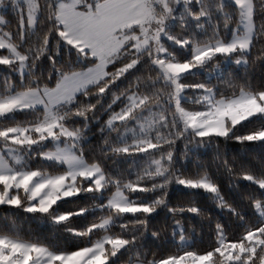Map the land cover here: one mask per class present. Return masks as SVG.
Segmentation results:
<instances>
[{"label":"snow or ice","instance_id":"6c2138e0","mask_svg":"<svg viewBox=\"0 0 264 264\" xmlns=\"http://www.w3.org/2000/svg\"><path fill=\"white\" fill-rule=\"evenodd\" d=\"M0 264H264V0H0Z\"/></svg>","mask_w":264,"mask_h":264},{"label":"trees","instance_id":"16d2710c","mask_svg":"<svg viewBox=\"0 0 264 264\" xmlns=\"http://www.w3.org/2000/svg\"><path fill=\"white\" fill-rule=\"evenodd\" d=\"M254 76L255 77H261L262 76V72L261 70L257 69L255 72H254ZM234 148H236V150H238V146H234ZM258 150V149H257ZM227 191L231 192L232 190L230 189H226ZM171 196L175 199V198H186L187 196V193L185 190L183 189H180V188H175L173 189L172 193H171ZM198 199H200L202 202L204 203H207V200L205 197H198ZM65 207H70L69 204H65L64 205ZM20 220H21V223L23 224V226L26 228V229H30V230H33V231H37V232H40V231H45L47 229V225H44V224H41L39 223L37 220L35 219H29L25 216H23V214L20 215Z\"/></svg>","mask_w":264,"mask_h":264}]
</instances>
